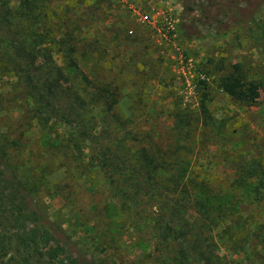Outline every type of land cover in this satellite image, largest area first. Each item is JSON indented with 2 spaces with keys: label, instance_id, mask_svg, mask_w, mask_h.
Here are the masks:
<instances>
[{
  "label": "trees",
  "instance_id": "obj_1",
  "mask_svg": "<svg viewBox=\"0 0 264 264\" xmlns=\"http://www.w3.org/2000/svg\"><path fill=\"white\" fill-rule=\"evenodd\" d=\"M83 2L0 0V254H10L1 264H264V157L236 177L205 172L218 136L211 94L251 107L264 79L236 63L215 79L203 73L197 114L173 98L165 142L117 138L126 134L118 97L93 64L107 43L91 41L87 20H77ZM262 4L184 0L176 32L220 36ZM41 193L62 203L57 219ZM80 193L91 216L76 208Z\"/></svg>",
  "mask_w": 264,
  "mask_h": 264
},
{
  "label": "rangeland",
  "instance_id": "obj_2",
  "mask_svg": "<svg viewBox=\"0 0 264 264\" xmlns=\"http://www.w3.org/2000/svg\"><path fill=\"white\" fill-rule=\"evenodd\" d=\"M107 2L97 4L95 0H89V3L87 0L86 4L77 5L75 15L77 20H87L91 41H98L100 45L107 43L93 52V64L99 65L98 75L102 82L118 97L116 107L120 112L118 116L125 122L126 134L118 133L117 138L125 137L130 141L136 135L154 142H165L169 135L168 112L173 98L180 99L181 106L194 116L197 114L196 80L206 78L203 73L207 72L208 79H215L236 63L248 78L260 76L264 79V40L260 35L264 29V4L225 34L183 39L176 30L183 14L184 0ZM128 6L150 15L153 24L135 20ZM168 20L175 33L174 46L161 36V32L167 30ZM82 23L77 21L78 27ZM79 30L78 36L81 37L85 29ZM260 94V103L251 107L237 105L219 90L211 94L207 109L213 122L218 124V136L211 140L213 143L205 154L214 162L212 169L205 170L209 175H216L219 180L225 176L236 177L243 173L242 163L246 164L258 155L264 157V91L260 90ZM52 178L54 182L60 181V176L53 175ZM79 196L80 203L76 208L91 216L89 197L84 193L73 195L74 198ZM38 199L48 204L47 214L51 219H57L55 213L64 210L61 202H50L43 193ZM106 200L103 194L99 201ZM75 231V228L67 229V235L71 236ZM55 235L62 240V235ZM72 240H78V237L72 236ZM9 255L0 254V264ZM227 257L236 259L229 254Z\"/></svg>",
  "mask_w": 264,
  "mask_h": 264
},
{
  "label": "built area",
  "instance_id": "obj_3",
  "mask_svg": "<svg viewBox=\"0 0 264 264\" xmlns=\"http://www.w3.org/2000/svg\"><path fill=\"white\" fill-rule=\"evenodd\" d=\"M130 12L133 14L135 20L137 19L141 23L152 25V17L144 12L139 11L137 8H132L128 6ZM171 21H167V30L165 32H161L162 39L168 44L174 46L175 41V33L172 29Z\"/></svg>",
  "mask_w": 264,
  "mask_h": 264
}]
</instances>
